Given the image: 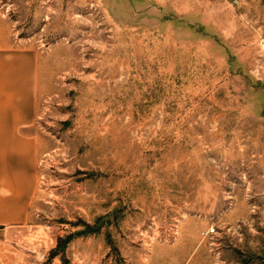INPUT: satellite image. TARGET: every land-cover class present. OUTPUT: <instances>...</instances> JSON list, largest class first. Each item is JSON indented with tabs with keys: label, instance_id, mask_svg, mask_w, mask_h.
I'll list each match as a JSON object with an SVG mask.
<instances>
[{
	"label": "rangeland",
	"instance_id": "rangeland-1",
	"mask_svg": "<svg viewBox=\"0 0 264 264\" xmlns=\"http://www.w3.org/2000/svg\"><path fill=\"white\" fill-rule=\"evenodd\" d=\"M0 28L38 144L0 264H264V0H0Z\"/></svg>",
	"mask_w": 264,
	"mask_h": 264
},
{
	"label": "crops",
	"instance_id": "crops-1",
	"mask_svg": "<svg viewBox=\"0 0 264 264\" xmlns=\"http://www.w3.org/2000/svg\"><path fill=\"white\" fill-rule=\"evenodd\" d=\"M0 28V244L2 235L27 224L36 184L35 54L7 43Z\"/></svg>",
	"mask_w": 264,
	"mask_h": 264
},
{
	"label": "trees",
	"instance_id": "trees-1",
	"mask_svg": "<svg viewBox=\"0 0 264 264\" xmlns=\"http://www.w3.org/2000/svg\"><path fill=\"white\" fill-rule=\"evenodd\" d=\"M60 244V238H57L56 246Z\"/></svg>",
	"mask_w": 264,
	"mask_h": 264
}]
</instances>
